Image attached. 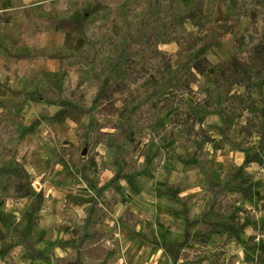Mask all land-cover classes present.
Masks as SVG:
<instances>
[{"label": "rangeland", "instance_id": "1", "mask_svg": "<svg viewBox=\"0 0 264 264\" xmlns=\"http://www.w3.org/2000/svg\"><path fill=\"white\" fill-rule=\"evenodd\" d=\"M252 11L0 0V264H264Z\"/></svg>", "mask_w": 264, "mask_h": 264}, {"label": "trees", "instance_id": "2", "mask_svg": "<svg viewBox=\"0 0 264 264\" xmlns=\"http://www.w3.org/2000/svg\"><path fill=\"white\" fill-rule=\"evenodd\" d=\"M250 18L251 21L255 22L256 25H258L259 23L263 22L264 20V16L262 17L259 13L252 11L250 13ZM262 19V21H261ZM71 38V33L69 31H67V35H66V41L68 42V40ZM81 40V38H78ZM237 46L241 47V46H247L252 47L253 51L255 52V54L259 57H262L264 59V40H262V38H260L259 36L256 37H251L248 35V32H244L237 40ZM253 132V131H252ZM78 140H82L81 136L76 132ZM252 134V133H250Z\"/></svg>", "mask_w": 264, "mask_h": 264}, {"label": "crops", "instance_id": "3", "mask_svg": "<svg viewBox=\"0 0 264 264\" xmlns=\"http://www.w3.org/2000/svg\"><path fill=\"white\" fill-rule=\"evenodd\" d=\"M7 9L8 8H4L2 10L3 11V17L4 16H10V13H8L9 11H7ZM8 58H11V60H12L14 57L8 48L1 45V41H0V79H2V81L9 80V82H10L14 75L3 73V72H5L4 66L8 62ZM29 62H30V60L28 58H26V56H24V59L19 60L14 65H15V68H17L20 66L21 63H23V64H25L24 66L26 67L29 65ZM1 96H3V92L1 93ZM63 130H66V128H63Z\"/></svg>", "mask_w": 264, "mask_h": 264}, {"label": "bare ground", "instance_id": "4", "mask_svg": "<svg viewBox=\"0 0 264 264\" xmlns=\"http://www.w3.org/2000/svg\"><path fill=\"white\" fill-rule=\"evenodd\" d=\"M71 137L74 138V135H72Z\"/></svg>", "mask_w": 264, "mask_h": 264}]
</instances>
